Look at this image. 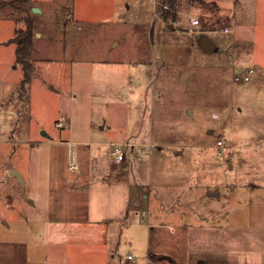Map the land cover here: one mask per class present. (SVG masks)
Returning a JSON list of instances; mask_svg holds the SVG:
<instances>
[{
    "label": "rangeland",
    "instance_id": "rangeland-1",
    "mask_svg": "<svg viewBox=\"0 0 264 264\" xmlns=\"http://www.w3.org/2000/svg\"><path fill=\"white\" fill-rule=\"evenodd\" d=\"M29 5L48 39L23 96L25 26L0 8V264H264V44L225 51L257 41L264 0ZM114 142L132 143L121 163Z\"/></svg>",
    "mask_w": 264,
    "mask_h": 264
},
{
    "label": "trees",
    "instance_id": "trees-1",
    "mask_svg": "<svg viewBox=\"0 0 264 264\" xmlns=\"http://www.w3.org/2000/svg\"><path fill=\"white\" fill-rule=\"evenodd\" d=\"M170 6H174L175 0H169ZM9 8L11 15L16 22H23L24 29L16 31V35L19 39L17 48L15 51V62L20 65L23 71V79L19 85L20 96L24 95L25 86L29 83L33 70V53H34V41L36 40L35 34L36 28L31 19V6L29 0H0V8ZM148 258L151 261H155V257L149 253Z\"/></svg>",
    "mask_w": 264,
    "mask_h": 264
},
{
    "label": "crops",
    "instance_id": "crops-1",
    "mask_svg": "<svg viewBox=\"0 0 264 264\" xmlns=\"http://www.w3.org/2000/svg\"><path fill=\"white\" fill-rule=\"evenodd\" d=\"M234 1H237V0H234ZM155 3V2H154ZM154 3H153V5H154ZM156 4V3H155ZM177 5H178V0H176V7H177ZM177 11V10H176ZM162 14H163V12H162V10H160V17L162 16ZM162 18V17H161ZM235 16H234V19H233V23H235V25L237 24V20H235ZM254 19H256L255 17H253V20ZM255 21V20H254ZM258 21V20H257ZM259 21H262V23L264 24V14L261 16V18H259ZM258 21V22H259ZM239 25V23L236 25V26H238ZM255 25V24H254ZM203 27H204V32H203V36H206V31H208V21H205L204 23H203ZM203 29V28H202ZM224 29V28H223ZM240 33L238 32L237 33V35L234 37V39H233V42L230 44V45H228V47H226L225 48V51H227V52H229L230 53V51H231V53L232 52H234L236 49H237V47H244V46H247L248 44H250V45H260V44H264V30L263 31H260V35L258 36V38H257V41L255 40V38L252 36V37H248V35H242V36H240L239 35ZM202 36V37H203ZM48 39V37L45 35V33H37L36 34V40L35 41H37V42H43V41H45V40H47ZM201 43V42H200ZM41 44V43H40ZM215 45V51L214 52H217V51H219V48L217 47V45L216 44H214ZM234 59H235V57H234ZM236 60V59H235ZM251 63L253 64V66L257 69V72H261V73H264V62H262V61H260V60H251ZM235 70H236V74H243V75H247V73H248V71H252V73H251V75H250V77H249V80L247 81V82H243V83H241V84H243V85H245V84H248L250 81H251V79H252V77L254 76V71L252 70V69H249L246 73H243L242 72V70L239 68V67H236L235 68ZM262 76H264V75H262ZM130 79V82H132V78H129ZM234 80H235V78H234ZM138 83H141V82H138ZM137 83V84H138ZM46 86L47 87H49V89L50 90H53V91H55V89L53 88V86L51 85V83H49V82H47L46 83ZM249 86V88H251L252 90L254 89L253 87H254V85H248ZM263 99H264V97H263ZM0 106H2V104L0 103ZM100 128L101 129H103V126H100ZM119 143H121V142H114V143H112V145L113 146H115L116 144H119ZM125 143H129V142H125ZM69 144V143H68ZM132 143H129V146L131 145ZM112 173L113 174H116V170H113L112 171ZM87 188H89V186L88 185H84L83 187H82V189L83 190H86ZM95 219V218H94ZM93 221H95V220H93ZM96 222V221H95ZM108 222H110V223H113L114 222V217L113 216H109L108 217ZM93 225H98V223H95V224H93ZM101 235L104 237V238H106L107 237V232H106V230H101Z\"/></svg>",
    "mask_w": 264,
    "mask_h": 264
},
{
    "label": "built area",
    "instance_id": "built-area-1",
    "mask_svg": "<svg viewBox=\"0 0 264 264\" xmlns=\"http://www.w3.org/2000/svg\"><path fill=\"white\" fill-rule=\"evenodd\" d=\"M161 8L164 9V10H169L168 5H166V4H162ZM190 22H191V25L193 27H197L200 24L199 19L196 18V17H192ZM222 32L223 33H228L229 29L228 28H224L222 30ZM251 73H252V71L250 70V71H248L247 75L237 74L235 76V81L237 83L247 82L249 80V77H250ZM56 127L58 129H63L65 127L63 120L62 121H58L57 124H56ZM68 146H69V150H68L69 151L68 166H69L70 169H77L78 167H77V164L75 162V153H74V150L72 148L73 145L71 143H69ZM123 146H129V143H119V144L115 145L114 159H115L116 163H121L124 160V154H123V151L121 149ZM217 146L219 148H225L226 147L225 141H218L217 142ZM128 259H131V257H128Z\"/></svg>",
    "mask_w": 264,
    "mask_h": 264
},
{
    "label": "water",
    "instance_id": "water-1",
    "mask_svg": "<svg viewBox=\"0 0 264 264\" xmlns=\"http://www.w3.org/2000/svg\"><path fill=\"white\" fill-rule=\"evenodd\" d=\"M32 12L37 13L39 12L36 8L32 9ZM13 42H15L16 44L19 43V39L15 38L13 40H11ZM201 48L205 51V52H214L215 51V45L214 43L211 41V39L208 36H203L201 39V43H200ZM42 134L44 135V132H42ZM10 175L15 177L20 183H22V178L20 176V174L14 170L11 169L10 170ZM215 193H209V196H214ZM165 259V257H158V260H162Z\"/></svg>",
    "mask_w": 264,
    "mask_h": 264
}]
</instances>
